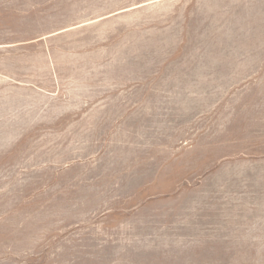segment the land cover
<instances>
[{
    "label": "rangeland",
    "instance_id": "374dc122",
    "mask_svg": "<svg viewBox=\"0 0 264 264\" xmlns=\"http://www.w3.org/2000/svg\"><path fill=\"white\" fill-rule=\"evenodd\" d=\"M0 264H264V0H0Z\"/></svg>",
    "mask_w": 264,
    "mask_h": 264
}]
</instances>
